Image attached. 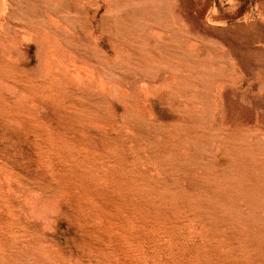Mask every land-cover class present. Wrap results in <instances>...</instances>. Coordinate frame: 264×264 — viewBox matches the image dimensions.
<instances>
[{
  "label": "rangeland",
  "instance_id": "1",
  "mask_svg": "<svg viewBox=\"0 0 264 264\" xmlns=\"http://www.w3.org/2000/svg\"><path fill=\"white\" fill-rule=\"evenodd\" d=\"M0 264H264V0H0Z\"/></svg>",
  "mask_w": 264,
  "mask_h": 264
}]
</instances>
